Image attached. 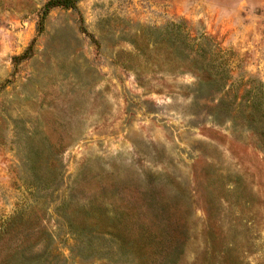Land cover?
I'll use <instances>...</instances> for the list:
<instances>
[{
  "label": "rangeland",
  "instance_id": "rangeland-1",
  "mask_svg": "<svg viewBox=\"0 0 264 264\" xmlns=\"http://www.w3.org/2000/svg\"><path fill=\"white\" fill-rule=\"evenodd\" d=\"M49 1L0 0V230L36 200L44 264H264V0Z\"/></svg>",
  "mask_w": 264,
  "mask_h": 264
},
{
  "label": "trees",
  "instance_id": "trees-1",
  "mask_svg": "<svg viewBox=\"0 0 264 264\" xmlns=\"http://www.w3.org/2000/svg\"><path fill=\"white\" fill-rule=\"evenodd\" d=\"M76 1L77 0H51L49 1L47 6L48 8H75L74 3ZM177 28V40L181 44V46L189 47L191 48V50H193L194 48L197 50L195 53L196 58H194L195 61H193L194 64L199 65L201 71L204 74L211 75V70L216 69L217 77L214 80L216 91L223 92L226 89V81L227 79H229L227 67L229 65V59H225V57L220 54V51H218V57L222 59V62L217 65V68L212 67L213 64H209L206 60V56L209 54L210 50H206L205 47L207 48L209 46V43L204 45L192 44V46H189L186 43L187 38L189 39L187 32L185 30H182L179 26H177ZM193 42H195V40H193ZM226 56L229 55L226 54ZM261 95H263V93ZM37 204L38 202L35 200L33 205L29 207L31 209H29L28 207H22L1 227L2 230H0V239L5 237L6 235H9L10 239L16 241V245L14 248V255L16 258L15 264H44L50 254L48 250L49 245L46 246L45 251H34V248L39 247L43 242H48L49 244V236L45 234L43 227L38 226L39 220L36 217L33 208V206H37ZM165 253L162 254L164 258H166ZM171 255L172 254H170V256Z\"/></svg>",
  "mask_w": 264,
  "mask_h": 264
}]
</instances>
